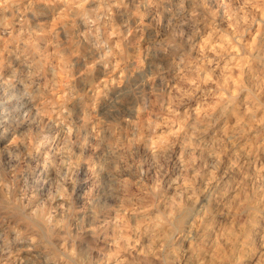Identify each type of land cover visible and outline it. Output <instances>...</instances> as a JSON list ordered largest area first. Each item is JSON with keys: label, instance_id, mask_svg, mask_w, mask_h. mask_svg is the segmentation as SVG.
Here are the masks:
<instances>
[{"label": "rangeland", "instance_id": "obj_1", "mask_svg": "<svg viewBox=\"0 0 264 264\" xmlns=\"http://www.w3.org/2000/svg\"><path fill=\"white\" fill-rule=\"evenodd\" d=\"M190 1L1 0L0 264H121L122 260V264H264V0H256L254 6L250 5L249 0ZM93 9H96V12ZM234 11L235 14L245 15V19L250 22L249 28L244 32L237 28V22L233 18ZM54 18H57L56 22ZM235 27L238 31H234ZM210 34H213L215 40L219 36L226 37L229 48L237 50L235 60L242 61L241 66L237 65L241 68L238 84L231 82L227 88L221 86L218 84L219 78H215L216 75L212 80H208L209 84L203 82L200 75H204L211 67L218 69V60H211L207 54H201V48L199 49L202 47V40ZM251 43L252 48L249 47ZM187 71L201 74L193 72L190 84L182 83L181 76ZM89 82L91 84L88 85ZM179 83H182V86ZM66 84L68 86H65ZM166 121L168 125L165 124ZM161 138L162 141H159ZM157 153L161 154V157H158ZM236 182L239 183L237 186ZM186 208L187 210H184ZM60 213L64 217H61ZM125 219H130V222ZM150 230H153V239H148ZM47 238L50 241H47ZM126 247L129 248L128 251ZM147 252L153 257L145 256Z\"/></svg>", "mask_w": 264, "mask_h": 264}, {"label": "bare ground", "instance_id": "obj_2", "mask_svg": "<svg viewBox=\"0 0 264 264\" xmlns=\"http://www.w3.org/2000/svg\"><path fill=\"white\" fill-rule=\"evenodd\" d=\"M11 1V0H10ZM15 1V0H14ZM42 1V0H41ZM45 1V0H44ZM52 1V0H51ZM60 0H58V2H59ZM65 1V0H64ZM85 1V0H84ZM97 1V0H96ZM109 1H111V0H109ZM118 1H120V0H118ZM150 1V0H149ZM175 1H178V0H175ZM183 1H185V0H183ZM190 1V0H189ZM212 1V0H211ZM241 1V0H240ZM0 2H1V0H0ZM18 2V1H17ZM70 2V1H69ZM72 2V1H71ZM70 2V3H71ZM82 2V1H81ZM191 2V1H190ZM225 2H226V0H225ZM239 2V1H238ZM238 2H237V5H238ZM257 1L256 0H249V3H250V5H252V6H254L253 4H255ZM260 2V1H259ZM262 2V1H261ZM2 3V2H1ZM5 3V2H4ZM23 3V2H22ZM43 3V2H42ZM66 3V2H65ZM79 3V2H78ZM104 3V2H103ZM121 3H124V2H121ZM121 3H119V4H121ZM158 3V2H157ZM171 3H173V2H171ZM200 3H201V1H200ZM160 4H162V3H160ZM168 4V3H167ZM170 4V3H169ZM175 4V3H174ZM186 4V3H185ZM207 4V3H206ZM210 4V3H209ZM222 4V3H221ZM240 4V3H239ZM2 5V4H1ZM16 5V4H15ZM65 5V4H64ZM69 5V4H68ZM74 5V4H73ZM80 5V4H79ZM93 5V4H92ZM91 5V6H92ZM104 5V4H103ZM116 5H117V2H116ZM152 5V4H151ZM180 5H182V4H180ZM197 5H198V3H197ZM212 5V4H211ZM216 5H217V3H216ZM223 5V4H222ZM227 5V4H226ZM67 6V5H66ZM159 6V5H158ZM173 6V5H172ZM206 6V5H205ZM220 6V5H219ZM218 6V7H219ZM228 6V5H227ZM229 6H231L230 4H229ZM232 6H233V4H232ZM263 6V5H262ZM92 7H94V6H92ZM107 7V6H106ZM154 7V6H153ZM197 7H199V6H197ZM212 7V6H211ZM217 7V6H216ZM236 7V6H235ZM242 7V6H241ZM240 7V8H241ZM4 8V7H3ZM16 8V7H15ZM22 8V7H21ZM64 8H66V7H64ZM71 8V7H70ZM85 8V7H84ZM181 8V7H180ZM184 8V7H183ZM224 8V7H223ZM239 8V7H238ZM255 8H256V6H255ZM6 9V8H5ZM72 9H74V8H72ZM83 9V8H82ZM97 9V8H96ZM95 9V10H96ZM174 9V8H173ZM179 9V8H178ZM201 9V8H200ZM231 9V8H230ZM257 9V8H256ZM263 9V8H262ZM261 9V10H262ZM11 10V9H10ZM13 10H15V9H13ZM81 10V9H80ZM94 10V9H93ZM94 10V11H95ZM106 10V9H105ZM194 10V9H193ZM192 10V11H193ZM199 10V9H198ZM202 10V9H201ZM208 10H209V8H208ZM221 10H224V9H221ZM234 10H235V8H234ZM245 10V9H244ZM255 10V9H254ZM1 11V10H0ZM58 11V10H57ZM64 11V10H63ZM74 11H76V9L74 10ZM84 11V10H83ZM89 11H91V10H89ZM99 11V10H98ZM101 11V10H100ZM175 11V10H174ZM183 11V10H182ZM203 11V10H202ZM242 11V10H241ZM1 12H3V11H1ZM68 12V11H67ZM79 12V11H78ZM96 12V11H95ZM109 12H112V11H109ZM135 12V11H134ZM194 12H195V10H194ZM198 12V11H197ZM206 12H208L207 10H206ZM223 12V11H222ZM257 12V11H256ZM260 12V11H259ZM24 13V12H23ZM22 13V14H23ZM73 13V12H72ZM80 13V12H79ZM104 13V12H103ZM113 13V12H112ZM177 13V12H176ZM200 13V12H199ZM203 13V12H202ZM212 13V12H211ZM239 13V12H238ZM8 14V13H7ZM18 14V13H17ZM57 14V13H56ZM61 14V13H60ZM64 14H65V12H64ZM70 14V13H69ZM76 14H77V12H76ZM136 14V13H135ZM233 14V13H232ZM234 14H235V11H234ZM253 14V13H252ZM251 14V15H252ZM263 14V13H262ZM66 15V14H65ZM71 15V14H70ZM82 15V14H81ZM104 15V14H103ZM109 15V14H108ZM188 15V14H187ZM193 15V14H192ZM221 15V14H220ZM228 15V14H227ZM58 17H59V15H57ZM107 16V15H106ZM135 16H138V15H135ZM202 16V15H201ZM214 16V15H213ZM20 17V16H19ZM63 17V16H62ZM90 17V16H89ZM97 17V16H96ZM100 17V16H99ZM103 17V16H102ZM203 17H206V16H203ZM250 17V16H249ZM255 17V16H254ZM262 17V16H261ZM264 17V16H263ZM61 18V17H60ZM64 18V17H63ZM84 18V17H83ZM94 18V17H93ZM141 18V17H140ZM173 18V17H172ZM184 18H186V17H184ZM184 18H182V19H184ZM215 18V17H214ZM230 18V17H229ZM233 18H235V20H236V22H237V25H238V30L239 29H241V30H243V32H244V30L246 29V28H249L248 26L250 25L249 23L250 22H248V20H246L245 19V15H238V14H235L234 16H233ZM252 18H253V16H252ZM55 19V18H54ZM57 19V18H56ZM56 19H55V22H56ZM65 19V18H64ZM68 19V18H67ZM100 19V18H99ZM174 19V18H173ZM201 19V18H200ZM210 19V18H209ZM231 19V18H230ZM261 19V18H260ZM264 19V18H263ZM3 20V19H2ZM22 20V19H21ZM107 20V19H106ZM105 20V21H106ZM206 20H207V18H206ZM218 20H220V19H218ZM227 20V19H226ZM233 20V19H232ZM256 20V19H255ZM51 21V20H50ZM53 21V20H52ZM92 21V20H91ZM102 21V20H101ZM212 21H213V19H212ZM217 21V20H216ZM228 21V20H227ZM234 21V20H233ZM4 22V21H3ZM16 22V21H15ZM14 22V23H15ZM18 22V21H17ZM44 22V21H43ZM71 22V21H70ZM98 22V21H97ZM96 22V23H97ZM111 22V21H110ZM200 22V21H199ZM256 22H257V20H256ZM255 22V23H256ZM23 23H24V21H23ZM51 23V22H50ZM49 23V24H50ZM66 23V22H65ZM90 23H92V22H90ZM95 23V24H96ZM225 23V22H224ZM259 23V22H258ZM257 23V24H258ZM193 24V23H192ZM203 24V23H202ZM220 24V23H219ZM226 24V23H225ZM229 24H230V22H229ZM252 24V23H251ZM6 25V24H5ZM8 25V24H7ZM22 25V24H21ZM54 25V23L52 24V26ZM59 25V24H58ZM64 25V24H63ZM106 25H108V24H106ZM212 25V24H211ZM23 26V25H22ZM29 26V25H28ZM50 26V25H49ZM91 26V25H90ZM182 26V25H181ZM191 26H193V25H191ZM215 26V25H214ZM219 26V25H218ZM225 26H227V25H225ZM258 26V25H257ZM9 27V26H8ZM25 27V26H24ZM23 27V28H24ZM27 27V26H26ZM99 27V26H98ZM98 27H97V31H98ZM109 27V26H108ZM112 27V26H111ZM117 27H118V25H117ZM207 27H209V26H207ZM223 27V26H222ZM262 27V26H261ZM10 28V27H9ZM13 28V27H12ZM16 28V27H15ZM39 28V27H38ZM50 28V27H49ZM192 28V27H191ZM230 28H231V26H230ZM258 28H260V27H258ZM21 29V28H20ZM26 29V28H25ZM28 29V28H27ZM42 29V28H41ZM51 29V28H50ZM50 29H49V31H50ZM90 29V28H89ZM102 29H104L103 27H102ZM107 29V28H106ZM120 29V28H119ZM189 29V28H188ZM193 29H194V27H193ZM219 29V28H218ZM224 29V28H223ZM235 29H236V27H235ZM4 30V29H3ZM11 30V29H10ZM18 30V29H17ZM109 30V29H108ZM121 30V29H120ZM134 30V29H133ZM230 30V29H229ZM232 30V29H231ZM230 30V31H231ZM237 29L236 30H234V31H238ZM7 31V30H6ZM27 31V30H26ZM37 31V30H36ZM36 31H34V32H36ZM40 31V30H39ZM103 31V30H102ZM192 31V30H191ZM223 31V30H222ZM225 31H226V29H225ZM225 31H223V32H225ZM257 31V30H256ZM8 32V31H7ZM12 32V31H11ZM33 32V33H34ZM52 32V31H51ZM89 32V31H88ZM95 32V31H94ZM108 31H106V33H107ZM136 32V31H135ZM193 32V31H192ZM220 32V31H219ZM242 32V31H241ZM248 32H249V30H248ZM20 33V32H19ZM43 33H45L44 31H43ZM105 33V32H104ZM116 33V32H115ZM137 33V32H136ZM208 33V32H207ZM213 33V32H212ZM228 33V32H227ZM236 33V32H235ZM240 33V32H239ZM258 33V32H257ZM256 33V34H257ZM16 34H18V33H16ZM25 34V33H24ZM36 34V33H35ZM95 34V33H94ZM98 34V33H97ZM217 34V33H216ZM215 34V35H216ZM11 35V34H10ZM15 35V34H14ZM23 35V34H22ZM38 35H40V34H38ZM107 35V34H106ZM109 35V34H108ZM114 35V34H113ZM113 35H112V37H113ZM120 35V34H119ZM218 35V34H217ZM234 35V34H233ZM249 35V34H248ZM20 36V35H19ZM27 36V35H26ZM50 36H51V34H50ZM95 36V35H94ZM116 36V34L114 35V37ZM203 36V35H202ZM206 36V35H205ZM236 36H237V34H236ZM235 36V37H236ZM239 36V35H238ZM5 37V36H4ZM7 37V36H6ZM11 37V36H10ZM23 37V36H22ZM39 37V36H38ZM90 37V36H89ZM92 37V36H91ZM98 37V36H97ZM107 36H105V39H107L106 38ZM110 37V36H109ZM119 37V36H118ZM122 37V36H121ZM200 37V36H199ZM232 37H234V36H232ZM252 37V36H251ZM237 38V37H236ZM240 38V37H239ZM254 38V37H253ZM22 39V38H21ZM29 39V38H28ZM28 39H26V40H28ZM34 39V38H33ZM42 39H44V38H42ZM49 39H51L50 37H49ZM48 39V40H49ZM56 39V38H55ZM98 39H99V37H98ZM125 39V38H124ZM132 39V38H131ZM137 39V38H136ZM197 39V38H196ZM202 39V38H201ZM235 39V38H234ZM255 39V38H254ZM259 39V38H258ZM264 39V38H263ZM15 40V39H14ZM36 40V39H35ZM120 40H121V38H120ZM237 40V39H236ZM256 40V39H255ZM12 41V40H11ZM41 41H43V40H41ZM45 41H46V39H45ZM116 41V40H115ZM114 41V42H115ZM241 41V40H240ZM252 41V40H251ZM250 41V42H251ZM16 42H18V41H16ZM38 42V41H37ZM47 42V41H46ZM119 42V41H118ZM124 42V41H123ZM255 42V41H254ZM258 42V41H257ZM6 43H7V41H6ZM5 43V44H6ZM22 43H23V41H22ZM25 43V42H24ZM121 43H122V41H121ZM202 47L200 46L199 47V49H200V52H201V54H207L208 56H210V58H211V60H218V65L216 66V67H218V69L217 70H215V68L213 69L212 67H211V69H213V70H211L210 68H209V70H205L206 72L204 73V75H200L198 72H195V71H191L190 73H188V71L186 72V73H182L183 75L181 76L182 77V83H185V82H188L189 84H190V78H191V76H192V73L193 72H195V73H193V74H198V75H200L201 76V78H202V80H203V82H207L208 83V80H212V77L214 76V75H216L215 76V78L216 77H218L219 78V80H220V83H218V84H220L221 86H226V88H227V86H230V84H231V82H233V83H235V84H238V82H239V74H240V72H241V68L239 69L238 68V66L237 65H240L241 66V63H242V61L241 60H235L236 59V55H237V50L236 49H230L229 48V42H228V40L226 39V37H223V36H219V38L218 39H216L215 40V38H214V36H213V34H210V35H208L205 39H203L202 40ZM241 43V42H240ZM244 43H245V41H244ZM259 43V42H258ZM4 44V45H5ZM37 44V43H36ZM45 44V43H44ZM115 45H117L116 43H114ZM198 44V43H197ZM235 44V43H234ZM233 43H232V45H234ZM239 44V43H238ZM247 44V43H246ZM46 45V44H45ZM157 45H158V43H157ZM161 45V44H160ZM260 45V44H259ZM26 46H27V44H26ZM34 46V45H33ZM242 46V45H241ZM244 46V45H243ZM262 46H264V45H262ZM4 47V46H3ZM28 47V46H27ZM31 47V46H30ZM111 47H114V46H111ZM156 47V46H155ZM249 47H253V43H251L250 44V46ZM259 47V46H258ZM46 48V47H45ZM238 48V47H237ZM240 48V47H239ZM15 49V48H14ZM31 49H32V47H31ZM51 49V48H50ZM102 49V48H101ZM107 49V48H106ZM105 49V50H106ZM119 49V48H118ZM198 49V48H197ZM250 49V48H249ZM28 50V49H27ZM42 50V49H41ZM47 50V49H46ZM52 50H53V48H52ZM52 50H51V52H52ZM112 50V49H111ZM121 50V49H120ZM252 50V49H251ZM8 51V50H7ZM18 51V50H17ZM32 51V50H31ZM107 51H108V49H107ZM115 51V50H114ZM124 51V50H123ZM256 51V50H255ZM41 52V51H40ZM48 52V51H47ZM119 52V51H118ZM117 52V53H118ZM122 52V51H121ZM247 52H248V50H247ZM37 53H38V51H37ZM53 53V52H52ZM105 53V52H104ZM251 53H253V52H251ZM256 53V52H255ZM262 53V52H261ZM3 54V53H2ZM23 54V53H22ZM27 54V53H26ZM25 54V55H26ZM34 54H35V52H34ZM47 54V53H46ZM200 54V53H199ZM246 54V53H245ZM248 54V53H247ZM258 54V53H257ZM260 54V53H259ZM52 55V54H51ZM54 55V54H53ZM56 55V54H55ZM60 55V54H59ZM113 55V54H112ZM242 55V54H241ZM249 55V54H248ZM12 56V55H11ZM18 56V55H17ZM41 56V55H40ZM44 56V55H43ZM57 56V55H56ZM104 56V55H103ZM119 56V55H118ZM203 56V55H202ZM257 56V55H256ZM47 57V56H46ZM64 57V56H63ZM67 57V56H66ZM104 57H106V56H104ZM187 57V56H186ZM191 57V56H190ZM199 57V56H198ZM197 57V58H198ZM261 57V56H260ZM264 57V56H263ZM3 58V57H2ZM20 58V57H19ZM32 58V57H31ZM36 58V57H35ZM50 58H52V56L50 57ZM242 58V57H241ZM243 58H244V56H243ZM1 59V58H0ZM8 59V58H7ZM17 59V58H16ZM46 59V58H45ZM58 59V58H57ZM181 59V58H180ZM203 59V58H202ZM239 59V58H238ZM249 59V58H248ZM254 59V58H253ZM260 59H262V58H260ZM23 60V59H22ZM101 60V59H100ZM114 60V59H113ZM120 60V59H119ZM190 60V59H189ZM194 60V59H193ZM247 60V59H246ZM3 61H4V58H3ZM14 61V60H13ZM17 61H19V60H17ZM49 61V60H48ZM123 61V60H122ZM248 61V60H247ZM261 61V60H260ZM8 62V61H7ZM41 62V61H40ZM56 62V61H55ZM60 62V61H59ZM58 62V63H59ZM93 62V61H92ZM103 62V61H102ZM117 62V61H116ZM120 62V61H119ZM118 62V63H119ZM179 62V61H178ZM26 63V62H25ZM29 63V62H28ZM31 63H33V62H31ZM49 63V62H48ZM111 63V62H110ZM113 63H114V61H113ZM62 64V63H61ZM181 64V63H180ZM247 64H249V63H247ZM252 64V63H251ZM24 65V64H23ZM45 65H46V63H45ZM117 65V64H116ZM177 65H179V64H176V66ZM246 65V64H245ZM253 65V64H252ZM259 65V64H258ZM57 66V65H56ZM60 66V65H59ZM64 66H66L65 64H64ZM69 66V65H68ZM88 66V65H87ZM106 66V65H105ZM109 66V65H108ZM118 66V65H117ZM203 66V65H202ZM239 66V67H240ZM244 66V65H243ZM122 67V66H121ZM192 67V66H191ZM22 68V67H21ZM30 68V67H29ZM49 68V67H48ZM88 68V67H87ZM90 68V67H89ZM108 68V67H107ZM117 68V67H116ZM185 68V67H184ZM188 68V67H187ZM194 68V67H193ZM198 68V67H197ZM251 68V67H250ZM263 68V67H262ZM41 69V68H40ZM60 69V68H59ZM63 69H67V68H63ZM91 69V68H90ZM119 69V68H118ZM173 69V68H172ZM191 69V68H190ZM256 69V68H255ZM254 69V70H255ZM29 70V69H28ZM39 70V69H38ZM58 70V69H57ZM69 70V69H68ZM121 70H123V69H121ZM245 70V69H244ZM261 70V69H260ZM60 71V70H59ZM58 71V72H59ZM114 71V70H113ZM176 71V70H175ZM190 71V70H189ZM253 71V70H252ZM29 72V71H28ZM32 72V71H31ZM38 72V71H37ZM36 72V73H37ZM63 72H65L64 70H63ZM108 72V74H109V71H107ZM202 72V71H201ZM256 72V71H255ZM258 72V71H257ZM260 72V71H259ZM61 73V72H60ZM69 73H70V71H69ZM181 73V72H180ZM247 73V72H246ZM250 73V72H249ZM1 74V73H0ZM28 74H30V73H28ZM39 74V73H38ZM55 74V73H54ZM264 74V73H263ZM155 75H157V74H155ZM181 75V74H180ZM242 75V74H241ZM252 75V74H251ZM258 75V74H257ZM30 75H28V77H29ZM55 76V75H54ZM67 76V75H66ZM69 76V75H68ZM46 77V76H45ZM122 77V76H121ZM196 77V76H195ZM241 77V76H240ZM262 77V76H261ZM42 78V77H41ZM40 78V79H41ZM62 78H63V76H62ZM65 78H67V77H65ZM34 79V78H33ZM47 79H50V78H47ZM61 79V78H60ZM119 79H121V78H119ZM152 79V78H151ZM178 79V78H177ZM193 79V78H192ZM217 79V78H216ZM53 80V79H52ZM59 80V79H58ZM64 80H66V79H64ZM108 80V79H107ZM113 80V79H112ZM198 80V79H197ZM196 80V81H197ZM215 80V79H214ZM218 80V79H217ZM95 81V80H94ZM102 81L103 82H105V80H103L102 79ZM115 81H116V79H115ZM159 81V80H158ZM247 81V80H246ZM251 81V80H250ZM29 82V81H28ZM92 82V81H91ZM102 82V83H103ZM106 82H108V81H106ZM177 82V81H176ZM193 82V81H192ZM199 82V81H198ZM197 82V83H198ZM203 82H202V84H203ZM210 82V81H209ZM253 82L254 81H252V84H253ZM257 82V81H256ZM46 83V82H45ZM59 83H60V81H59ZM67 83V82H66ZM95 83H97V82H95ZM178 83V82H177ZM182 83H179V84H181L180 86H182ZM242 83V82H241ZM251 83V82H250ZM263 83H264V81H263ZM52 83H50V85H51ZM89 84H91L90 82L88 83V85ZM209 84V83H208ZM215 84V83H214ZM249 84V83H248ZM251 84V85H252ZM62 85V84H61ZM156 85V84H155ZM154 85V86H155ZM177 85V84H176ZM192 85V84H191ZM195 85V84H194ZM240 85V84H239ZM260 85V84H259ZM264 85V84H263ZM28 86V85H27ZM38 86H40V85H38ZM42 86V85H41ZM65 86H68L67 84L65 85ZM100 86V85H99ZM147 86V85H146ZM179 86V87H180ZM215 86V85H214ZM220 86V87H221ZM236 86V85H235ZM256 86V85H255ZM45 87V86H44ZM96 87V86H95ZM152 87H153V85H152ZM186 87V86H185ZM213 87V86H212ZM216 87V86H215ZM219 87V88H220ZM236 87H240V86H236ZM66 88V87H65ZM168 88V87H167ZM201 88V87H200ZM210 88V87H209ZM254 88V87H253ZM259 88H261V87H259ZM88 89V88H87ZM90 89H91V87H90ZM156 89V88H155ZM216 89H218V88H216ZM231 89H232V86H231ZM247 89V88H246ZM63 90V89H62ZM101 90V89H100ZM153 91H154V89H152ZM166 90V89H165ZM164 90V91H165ZM172 90V89H171ZM170 90V91H171ZM237 90H238V88H237ZM254 90V89H253ZM60 91V90H59ZM95 91V90H94ZM157 91V90H156ZM167 91V90H166ZM178 91H180V89L178 90ZM182 91V90H181ZM228 91V90H227ZM65 92V91H64ZM91 92V91H90ZM96 92V91H95ZM99 92V91H98ZM146 92V91H145ZM151 92V91H150ZM161 92V91H160ZM190 92V91H189ZM193 92V91H192ZM224 92V91H223ZM231 92V91H230ZM232 92H233V94H234V91L232 90ZM238 92V91H237ZM236 92V93H237ZM254 92V91H253ZM258 92H259V90H258ZM86 93V92H85ZM97 93V92H96ZM154 93V92H153ZM167 93V92H166ZM186 93V92H185ZM185 93H183L184 95H185ZM216 93V92H215ZM256 93V92H255ZM63 94V93H62ZM148 94V93H147ZM158 94V93H157ZM171 94H173V93H171ZM177 94V93H176ZM175 94V95H176ZM183 94H182V96H183ZM206 94H207V92H206ZM224 94V93H223ZM244 94V93H243ZM247 94V93H246ZM263 94V93H262ZM64 95H65V93H64ZM98 95V94H97ZM99 95H100V93H99ZM143 95V94H142ZM144 95H146V94H144ZM164 95H165V93H164ZM188 95V94H187ZM190 95V94H189ZM211 95V94H210ZM216 95V94H215ZM217 95H219V94H217ZM59 96H60V94H59ZM93 96V95H92ZM148 96V95H147ZM153 96V95H152ZM156 96V95H155ZM155 96H153V97H155ZM178 96V95H177ZM204 96V95H203ZM202 96V97H203ZM222 96V95H221ZM243 96V95H242ZM152 97V98H153ZM165 97V96H164ZM225 97V96H224ZM224 97H223V99H224ZM253 97V96H252ZM258 97V96H257ZM56 98V97H55ZM64 98V97H63ZM144 98V97H143ZM158 98V97H157ZM156 98V99H157ZM175 98H176V96H175ZM178 98H179V96H178ZM211 98H213V97H211ZM218 99H220V95L217 97ZM241 98V97H240ZM251 98V97H250ZM58 99V98H57ZM155 99V98H154ZM177 99V98H176ZM181 99V98H180ZM52 100V99H51ZM64 100V99H63ZM160 100V99H159ZM185 100V99H184ZM256 100V99H255ZM254 100V101H255ZM46 101H48L47 99H46ZM55 101V100H54ZM61 101H62V97H61ZM60 101V102H61ZM171 101V100H170ZM182 101V100H181ZM208 101V100H207ZM212 101V100H211ZM246 101V100H245ZM52 102V101H51ZM66 102V101H65ZM64 102V103H65ZM91 102V101H90ZM147 102V101H146ZM173 102V101H172ZM193 102V101H192ZM213 102V101H212ZM222 102V101H221ZM228 102V101H227ZM144 103V102H143ZM174 103H176V102H174ZM203 103V102H202ZM240 103H242V102H240ZM257 103V102H256ZM255 103V104H256ZM40 104V103H39ZM150 104V103H149ZM153 104H154V102H153ZM158 104H160V102H158ZM164 104V103H163ZM162 104V105H163ZM193 104V103H192ZM191 104V105H192ZM201 104V103H200ZM227 104V103H226ZM252 104V103H251ZM250 104V105H251ZM44 105V104H43ZM49 105V104H48ZM47 105V106H48ZM51 105V104H50ZM88 105V104H87ZM151 105V104H150ZM161 105V106H162ZM172 105H173V103H172ZM213 105H215V104H213ZM228 105V104H227ZM52 106V105H51ZM54 106V105H53ZM92 106V105H91ZM138 106V105H137ZM147 106V105H146ZM154 106V105H153ZM157 106V104L155 105V107ZM175 106V105H174ZM197 106V105H196ZM217 106V105H216ZM256 106V105H255ZM43 107V106H42ZM41 107V108H42ZM186 107V106H185ZM198 107V106H197ZM196 107V108H197ZM222 107V106H221ZM224 107H225V105H224ZM227 107V106H226ZM225 107V108H226ZM231 107V106H230ZM234 107H236V106H234ZM257 107H259V106H257ZM40 108V109H41ZM54 108V107H53ZM146 108V107H145ZM149 108H151V107H149ZM157 108V107H156ZM170 108V107H169ZM196 108H193V109H196ZM202 108V107H201ZM223 108V107H222ZM245 108V107H244ZM254 108V107H253ZM192 109V111H194ZM221 109V108H220ZM258 109V108H257ZM256 109V110H257ZM63 110V109H62ZM143 110V109H142ZM176 110V109H175ZM183 110V109H182ZM197 110V109H196ZM231 110V109H230ZM46 111V110H45ZM138 111V110H137ZM172 111V110H171ZM170 111V112H171ZM233 111V110H232ZM231 111V112H232ZM246 111H247V109H246ZM262 111V110H261ZM40 112V111H39ZM57 112H60V111H57ZM141 112V111H140ZM153 112V111H152ZM229 112V111H228ZM241 112H243L242 110H241ZM264 112V111H263ZM87 113V112H86ZM159 113V112H158ZM157 113V114H158ZM161 113V112H160ZM253 113V112H252ZM260 113V112H259ZM61 114V113H60ZM68 114V113H67ZM219 114V113H218ZM243 114H245V113H243ZM264 114V113H263ZM65 115V114H64ZM70 115V114H69ZM170 115V114H169ZM173 115V114H172ZM175 115V114H174ZM186 115H188V114H186ZM191 115H192V113H191ZM205 115V114H204ZM210 115V114H209ZM224 115V114H223ZM242 115V114H241ZM246 115V114H245ZM257 115V114H256ZM182 116V115H181ZM180 116V117H181ZM217 116H219V115H217ZM259 116V115H258ZM149 117V116H148ZM151 117V116H150ZM168 117V116H167ZM185 117V116H184ZM193 117H194V114H193ZM201 117V116H200ZM207 117V116H206ZM215 117V116H214ZM234 117V116H233ZM232 117V118H233ZM247 117V116H246ZM85 118V117H84ZM157 118V117H156ZM166 118V117H165ZM215 118H217V117H215ZM214 118V119H215ZM221 118V117H220ZM149 119V118H148ZM153 119H155V118H153ZM172 119V118H171ZM181 119V118H180ZM188 119V118H187ZM211 119V118H210ZM209 119V120H210ZM260 119V118H259ZM86 120H88L87 118H86ZM92 120V119H91ZM149 120H151V119H149ZM163 120H165V119H163ZM167 120V119H166ZM175 120V119H174ZM253 120V119H252ZM84 121V120H83ZM154 121V120H153ZM156 122L158 121V120H155ZM168 121H170V120H168ZM183 121H184V119H183ZM192 121V120H191ZM224 121V120H223ZM236 121V120H235ZM97 122V121H96ZM145 122V121H144ZM149 122V121H148ZM167 122V121H166ZM178 122V121H177ZM193 122V121H192ZM210 122V121H209ZM257 122V121H256ZM262 122V121H261ZM150 123V122H149ZM187 123V122H186ZM237 123V122H236ZM240 123V122H239ZM243 123V122H242ZM247 123V122H246ZM245 123V124H246ZM97 124V123H96ZM95 124V125H96ZM161 124H163V123H161ZM165 124H169L168 122L167 123H165ZM179 124V123H178ZM90 125V124H89ZM98 125V124H97ZM148 125V124H147ZM171 125V124H170ZM182 125V124H181ZM251 125V124H250ZM174 126V125H173ZM202 126V125H201ZM200 126V127H201ZM234 126V125H233ZM257 126V125H256ZM98 127V126H97ZM140 127V126H139ZM143 127V126H142ZM147 127V126H146ZM150 127V126H149ZM180 127H182V126H180ZM190 127V126H189ZM206 127V126H205ZM222 127V126H221ZM248 127H250V126H248ZM154 128V127H153ZM159 128H160V126H159ZM175 128V127H174ZM185 128V127H184ZM192 128V127H191ZM196 128H198V127H196ZM87 129V128H86ZM176 129V128H175ZM224 129V128H223ZM234 129V128H233ZM245 129V128H244ZM243 129V130H244ZM250 129V128H249ZM88 130V129H87ZM93 130V129H92ZM141 130H142V128H141ZM206 130V129H205ZM231 130V129H230ZM259 130V129H258ZM99 131V130H98ZM140 131V130H139ZM152 131V130H151ZM155 131V130H154ZM178 130H176V132H177ZM224 131V130H223ZM255 131H257V130H255ZM88 132V131H87ZM91 132V131H90ZM160 132V131H159ZM164 132V131H163ZM162 132V133H163ZM172 132V131H171ZM190 132V131H189ZM201 132H203V131H200V133ZM205 132V131H204ZM212 132V131H211ZM236 132V131H235ZM96 133H97V130H96ZM161 133V134H162ZM165 134H166V132H164ZM164 133H163V135H164ZM253 133V131L251 132V134ZM255 133V132H254ZM99 134V133H98ZM97 134V136H99ZM168 134V133H167ZM166 134V135H167ZM170 134V133H169ZM247 134V133H246ZM142 135V134H141ZM234 135V134H233ZM118 136V135H117ZM171 136V135H170ZM177 136V135H176ZM193 136V135H192ZM223 136V135H222ZM227 136V135H226ZM12 137V136H11ZM87 137V136H86ZM144 137V136H143ZM159 137V136H158ZM172 137H173V135H172ZM180 137V136H179ZM186 137V136H185ZM188 137H190V136H188ZM224 137V136H223ZM233 137V136H232ZM243 137V136H242ZM264 136H262V138H263ZM18 138V137H17ZM116 138V137H115ZM130 138V137H129ZM134 138V137H133ZM156 138V137H155ZM154 138V139H155ZM196 138V137H195ZM202 138V137H201ZM217 138V137H216ZM226 138V137H225ZM261 138V139H262ZM15 139V138H14ZM149 139V138H148ZM211 139V138H210ZM214 139V138H213ZM229 139V138H228ZM227 139V140H228ZM134 140V139H133ZM132 140V141H133ZM153 140V139H152ZM162 141V138L161 139H159V141ZM187 140H190V139H188L187 138ZM220 140H221V138H220ZM223 140V139H222ZM221 140V141H222ZM230 140V139H229ZM255 140V139H254ZM11 141V140H10ZM97 141H99V140H97ZM125 141V140H124ZM129 141V140H128ZM143 141V140H142ZM154 141V140H153ZM164 141V140H163ZM199 141H201V140H199ZM205 141V140H204ZM210 141V140H209ZM212 141V140H211ZM218 141V140H217ZM224 141H225V139H224ZM238 141V140H237ZM256 141V140H255ZM13 142H14V140H13ZM131 142V141H130ZM134 142V141H133ZM150 142V141H149ZM172 142V141H171ZM170 142V143H171ZM219 142V141H218ZM223 142V141H222ZM231 142V141H230ZM229 142V143H230ZM232 142H233V140H232ZM240 142V141H239ZM245 142V141H244ZM250 142V141H249ZM257 142V141H256ZM260 142V141H259ZM262 142V141H261ZM14 143H16V142H14ZM122 143H123V141H122ZM137 143V142H136ZM148 143V142H147ZM152 143V142H151ZM162 143H164V142H162ZM169 143V142H168ZM185 143V142H184ZM220 143V142H219ZM141 144V143H140ZM178 144V143H177ZM197 144V143H196ZM195 144V145H196ZM244 144V143H243ZM6 145V144H5ZM114 145V144H113ZM120 145V144H119ZM133 145V144H132ZM144 145V144H143ZM152 145V144H151ZM168 145V144H167ZM171 145V144H170ZM192 145V144H191ZM222 145V144H221ZM225 145H226V143H225ZM229 145H231V144H229ZM257 145V144H256ZM126 146V145H125ZM134 146V145H133ZM141 146V145H140ZM155 146H157V145H155ZM155 146H154V148H155ZM198 146V145H197ZM211 146V145H210ZM212 146H214L213 145V143H212ZM234 146V145H233ZM259 146H261V145H259ZM11 147V149H12V146H10ZM14 147V146H13ZM148 147V146H147ZM168 147V146H167ZM172 147V146H171ZM170 147V149H172ZM220 147V146H219ZM225 147V146H224ZM7 148V147H6ZM179 148V147H178ZM186 148H187V146H186ZM192 148V147H191ZM223 148V147H222ZM10 149V150H11ZM128 149V148H127ZM203 149H205V148H203ZM125 150V149H124ZM189 150V149H188ZM200 150V149H199ZM215 150V149H214ZM7 151V150H6ZM127 151V150H126ZM125 151V152H126ZM157 151V150H156ZM155 151V152H156ZM170 151V150H169ZM191 150H189V152H190ZM198 151V150H197ZM207 151V150H206ZM160 152H161V150H160ZM159 152V153H160ZM166 152V151H165ZM171 152V151H170ZM193 152V151H192ZM191 152V153H192ZM196 152V151H195ZM198 152H200V151H198ZM162 153V152H161ZM167 153V152H166ZM174 153V152H173ZM211 153H213V152H211ZM239 153V152H238ZM255 153V152H254ZM257 153V152H256ZM255 153V154H256ZM158 154V153H157ZM163 154H164V152H163ZM168 154H170V153H168ZM188 154V153H187ZM201 154V153H200ZM210 154V153H209ZM234 154V153H233ZM152 155H153V153H152ZM159 156L158 157H161L160 155L161 154H158ZM164 155H166V154H164ZM236 155V154H235ZM163 156V155H162ZM168 156V155H167ZM188 156V155H187ZM193 157V156H192ZM192 157H190V159L192 158ZM217 157V156H216ZM194 158H196V157H194ZM200 158V157H199ZM210 158V157H209ZM218 158V157H217ZM216 158V159H217ZM238 158V157H237ZM261 158V157H260ZM161 159V158H160ZM164 159V158H163ZM193 159V158H192ZM204 159V158H203ZM246 159V158H245ZM262 159V158H261ZM197 160V159H196ZM199 160V159H198ZM201 160H202V157H201ZM208 160V159H207ZM264 160V159H263ZM42 161V160H41ZM180 161V160H179ZM206 161V160H205ZM209 161H210V159H209ZM242 161V160H241ZM253 162V161H252ZM198 163V162H197ZM203 163V162H202ZM216 163V162H215ZM254 163V162H253ZM39 164V163H38ZM41 164V163H40ZM179 164V163H178ZM194 164H195V162H194ZM224 164V163H223ZM229 164V163H228ZM248 164V163H247ZM264 164V163H263ZM45 165V164H44ZM199 165V164H198ZM260 165V164H259ZM183 166V165H182ZM196 166V165H195ZM251 166V165H250ZM176 167V166H175ZM185 167V166H184ZM227 167V166H226ZM236 167V166H235ZM259 167V166H258ZM177 168H178V166H177ZM190 167H188V169H189ZM192 168V167H191ZM224 168V167H223ZM237 168V167H236ZM243 168V167H242ZM252 168H253V166H252ZM179 169V168H178ZM187 169V168H186ZM228 169V168H227ZM263 169V168H262ZM232 170V169H231ZM259 170V169H258ZM193 171V170H192ZM191 171V172H192ZM252 171V170H251ZM178 172V171H177ZM233 172V171H232ZM221 173V172H220ZM236 173H238V172H236ZM253 173V172H252ZM176 174V173H175ZM240 174H241V172H240ZM180 175V174H179ZM191 175H192V173H191ZM231 175V174H230ZM251 175V174H250ZM253 175V174H252ZM258 175V174H257ZM119 176V175H118ZM182 176V175H181ZM180 176V177H181ZM188 176H189V174H188ZM209 176V175H208ZM213 176H215V175H213ZM213 176H211V177H213ZM184 177V176H183ZM219 177V176H218ZM235 177V176H234ZM241 177H242V175H241ZM126 178V177H125ZM182 178V177H181ZM185 178V177H184ZM190 178V177H189ZM221 178V177H220ZM223 178V177H222ZM240 178V177H239ZM243 178H244V176H243ZM257 178V177H256ZM133 179V178H132ZM134 179H135V177H134ZM186 179V178H185ZM188 179V178H187ZM208 179V178H207ZM217 179V178H216ZM233 179V178H232ZM254 179V178H253ZM258 180H259V178H257ZM130 180V179H129ZM175 180V179H174ZM179 180V179H178ZM195 180V179H194ZM203 180H205V179H203ZM227 179H225V181H226ZM251 180V179H250ZM260 180H263V179H260ZM209 181V180H208ZM214 181V180H213ZM239 181H240V179H239ZM238 181V182H239ZM247 181V180H246ZM121 182H122V180H121ZM130 182H132V181H130ZM135 182H136V180H135ZM210 182V181H209ZM250 182V181H249ZM128 183V182H127ZM183 183V182H182ZM192 183V182H191ZM237 183V182H236ZM248 183V182H247ZM254 183V182H253ZM261 183V182H260ZM124 184V183H123ZM169 184V183H168ZM184 184V183H183ZM188 184V183H187ZM186 184V185H187ZM190 184V183H189ZM205 184V183H204ZM223 184V183H222ZM227 184V183H226ZM239 183H237L236 184V186L238 185ZM251 184H252V182H251ZM262 184V183H261ZM131 185V184H130ZM138 185H140V184H138ZM192 185V184H191ZM206 185V184H205ZM233 185H234V183H233ZM241 185V184H240ZM263 185V184H262ZM117 186V185H116ZM121 186V185H120ZM135 186V185H134ZM140 186H142V185H140ZM176 186V185H175ZM184 186V185H183ZM195 186V185H194ZM216 186V185H215ZM225 186V185H224ZM230 186V185H229ZM248 186V185H247ZM259 186V185H258ZM129 187V186H128ZM138 187V186H137ZM155 187V186H154ZM169 187V186H168ZM171 187V186H170ZM190 187V186H189ZM210 187V186H209ZM243 187V186H242ZM241 187V188H242ZM118 188H119V186H118ZM121 188V187H120ZM122 188H124V187H122ZM144 188V187H143ZM177 188V187H176ZM137 189V188H136ZM135 189V190H136ZM148 189V188H147ZM152 189V188H151ZM180 189V188H179ZM184 189V188H183ZM199 189V188H198ZM209 189V188H208ZM213 189V188H212ZM223 189V188H222ZM234 189V188H233ZM236 189V188H235ZM239 189V188H238ZM259 189V188H258ZM2 190V189H1ZM155 190V189H154ZM196 190V189H195ZM200 190V189H199ZM215 190V189H214ZM221 190V189H220ZM229 190H231L230 188H229ZM145 191V190H144ZM210 191V190H209ZM1 192V191H0ZM121 192V191H120ZM119 192V193H120ZM123 192V191H122ZM129 192V191H128ZM136 192V191H135ZM143 192V191H142ZM147 192V191H146ZM155 192H156V190H155ZM154 192V193H155ZM173 192H175V191H173ZM182 192H183V190H182ZM194 192V191H193ZM228 192V191H227ZM243 193H244V190L242 191ZM114 193H116V192H114ZM133 193V192H132ZM152 193V192H151ZM171 193H172V191H171ZM177 193V192H176ZM185 193V192H184ZM206 193V192H205ZM220 193H221V191H220ZM238 193V192H237ZM4 194V193H3ZM123 194V193H122ZM173 195H174V193H172ZM195 194V193H194ZM138 195V194H137ZM211 195V194H210ZM223 195V194H222ZM227 195V194H226ZM231 195V194H230ZM235 195H236V193H235ZM154 196V195H153ZM179 196H180V194H179ZM216 196V195H215ZM232 196V195H231ZM238 196V195H237ZM116 197H118V196H116ZM143 197V196H142ZM148 197H150V196H148ZM155 197V196H154ZM170 197V196H169ZM176 197H177V195H176ZM189 197V196H188ZM208 197V196H207ZM222 197V196H221ZM226 197V196H225ZM233 197H234V195H233ZM248 197V196H247ZM114 198V197H113ZM130 198V197H129ZM128 198V199H129ZM134 198V197H133ZM144 198V197H143ZM146 198H147V196H146ZM167 198V197H166ZM197 198V197H196ZM256 198V197H255ZM1 199V198H0ZM9 199V198H8ZM12 199V198H11ZM152 199V198H151ZM170 199V198H169ZM234 199V198H233ZM238 199V198H237ZM236 199V200H237ZM246 199V198H245ZM121 200V199H120ZM130 200V199H129ZM132 200V199H131ZM136 200H137V198H136ZM144 200V199H143ZM148 200H149V198H148ZM148 200H146V201H148ZM153 200H155V199H153ZM178 200H179V197H178ZM182 200V199H181ZM206 200V199H205ZM209 200V199H208ZM3 201V200H2ZM1 201V202H2ZM13 201V200H12ZM169 201H171V200H169ZM168 201V202H169ZM172 201H173V199H172ZM232 201V200H231ZM260 201V200H259ZM123 202H124V200H123ZM139 202V201H138ZM174 202V201H173ZM178 202V201H177ZM181 202V201H180ZM184 202V201H183ZM194 202V201H193ZM204 202H206V201H204ZM228 202H230V201H228ZM254 202V201H253ZM3 203V202H2ZM120 203V202H119ZM140 203V202H139ZM147 203V202H146ZM175 203V202H174ZM214 203V202H213ZM235 203V202H234ZM261 203V202H260ZM8 204V203H7ZM127 204V203H126ZM143 204V203H142ZM162 204V203H161ZM171 204V203H170ZM198 204V203H197ZM203 204V203H202ZM229 204V203H228ZM237 204V203H236ZM235 204V205H236ZM249 204V203H248ZM257 204V203H256ZM5 205V204H4ZM117 205V204H116ZM144 205V204H143ZM164 205H165V203H164ZM169 205V204H168ZM172 205H174V204H172ZM176 205V204H175ZM177 205H178V203H177ZM183 205V204H182ZM196 205V204H195ZM201 205V204H200ZM219 205V204H218ZM223 205V204H222ZM226 205V204H225ZM262 205H263V203H262ZM10 206V205H9ZM119 207H120V205H118ZM136 206V205H135ZM166 206V205H165ZM188 206V205H187ZM202 206V205H201ZM237 206V205H236ZM4 207H6V206H4ZM13 207V206H12ZM128 207V206H127ZM130 207V206H129ZM164 207V206H163ZM167 207V206H166ZM186 207V206H185ZM194 207V206H193ZM193 207L191 208L192 210H194L193 209ZM209 207V206H208ZM217 207V206H216ZM252 207V206H251ZM2 208V207H1ZM0 208V209H1ZM19 208V207H18ZM37 208H39V207H37ZM140 208V207H139ZM176 208V207H175ZM214 208V207H213ZM222 208V207H221ZM256 208V207H255ZM259 208V207H258ZM13 209V208H12ZM25 209V208H24ZM112 209V208H111ZM120 209H122V208H120ZM142 209V208H141ZM180 209V208H179ZM197 209V208H196ZM207 209V208H206ZM211 209V208H210ZM263 209V208H262ZM18 210V209H17ZM42 210V209H41ZM60 210V209H59ZM64 210V209H63ZM102 210V209H101ZM101 210H99V211H101ZM113 210H115V208L113 209ZM135 210V209H134ZM183 210V209H182ZM184 210H187V208L186 209H184ZM204 210V209H203ZM227 210H228V208H227ZM1 211V210H0ZM6 211V210H5ZM11 211V210H10ZM12 211H14V210H12ZM35 211H36V209H35ZM116 211V210H115ZM142 211V210H141ZM168 211V210H167ZM195 211V210H194ZM193 211V212H194ZM231 210H229V212H230ZM251 211V210H250ZM3 212V211H2ZM15 212V211H14ZM26 212H27V210H26ZM97 212V211H96ZM119 212V211H118ZM157 212H160V211H157ZM176 212V211H175ZM7 213H8V211H7ZM6 213V214H7ZM20 213V212H19ZM36 213V212H35ZM40 213V212H39ZM42 213V212H41ZM40 213V214H41ZM55 213V212H54ZM65 213V212H64ZM106 213H108V212H106ZM115 213V212H114ZM125 213V212H124ZM128 213V212H127ZM169 213V212H168ZM195 213V212H194ZM204 213V212H203ZM220 213H222V211H220ZM249 213V212H248ZM23 214V213H22ZM31 214V213H30ZM57 214V213H56ZM96 214V213H95ZM99 214V213H98ZM101 214H103V213H101ZM113 214V213H112ZM117 214V213H116ZM115 214V215H116ZM126 214V213H125ZM171 214V213H170ZM181 214V213H180ZM202 214V213H201ZM17 215V214H16ZM24 215V214H23ZM62 215V213H60V216ZM139 215V214H138ZM149 215V214H148ZM156 215H159V214H156ZM155 215V216H156ZM166 215V214H165ZM164 215V216H165ZM178 215V214H177ZM190 215V214H189ZM243 215H244V213H243ZM2 216V215H1ZM7 216V215H6ZM5 216V217H6ZM42 216V215H41ZM63 217H64V215H62ZM61 216V217H62ZM98 216V215H97ZM114 216V215H113ZM123 216V215H122ZM129 216V215H128ZM132 216V215H131ZM137 216V215H136ZM186 216V215H185ZM219 216H221V215H219ZM224 216V215H223ZM246 216V215H245ZM12 217V216H11ZM39 217V216H38ZM60 217V218H61ZM135 217V216H134ZM138 217H140V215L138 216ZM145 217V216H144ZM149 217V216H148ZM162 217V216H161ZM174 217H175V215H174ZM173 217V218H174ZM181 217V216H180ZM189 217V216H188ZM17 218V217H16ZM31 218V217H30ZM51 218V217H50ZM119 218V217H118ZM123 218H125V217H123ZM129 218H130V216H129ZM153 218V217H152ZM156 218V217H155ZM154 218V219H155ZM158 218V217H157ZM186 218V217H185ZM200 218V217H199ZM258 218H260V217H258ZM12 219V218H11ZM23 219V218H22ZM56 219V218H55ZM143 219V218H142ZM141 219V220H142ZM163 219H165V218H163ZM183 219V218H182ZM221 219V218H220ZM245 219V218H244ZM17 220H19L18 218H17ZM42 220V219H41ZM60 220V219H59ZM126 220V219H125ZM130 220V219H129ZM129 220H126V221H129ZM171 220V219H170ZM257 220V219H256ZM13 221H14V218H13ZM16 221V220H15ZM22 221V220H21ZM24 221V220H23ZM63 221V220H62ZM114 221H116V220H114ZM120 222H121V220H119ZM140 221V220H139ZM168 221V220H167ZM190 221V220H189ZM219 221V220H218ZM243 221V220H242ZM259 221V220H258ZM52 222H53V219H52ZM59 222V221H58ZM130 222V221H129ZM140 222H142V221H140ZM146 222V221H145ZM159 222V221H158ZM186 222V221H185ZM198 222V221H197ZM264 222V221H263ZM24 223V222H23ZM36 223V222H35ZM65 223V222H64ZM63 223V224H64ZM115 223V222H114ZM123 223V222H122ZM126 223V222H125ZM132 223H133V221H132ZM153 223V222H152ZM151 223V224H152ZM156 223V222H155ZM166 223V222H165ZM173 223V222H172ZM178 223V222H177ZM220 223V222H219ZM222 223V222H221ZM229 223V222H228ZM258 223H260V222H258ZM19 224V223H18ZM26 224V223H25ZM45 224V223H44ZM50 224V223H49ZM118 224V223H117ZM120 224V223H119ZM141 224V223H140ZM148 224V223H147ZM150 224V225H151ZM164 224V223H163ZM169 224V223H168ZM174 224V223H173ZM205 224V223H204ZM229 224H231V223H229ZM236 224H237V222H236ZM40 225V224H39ZM48 225V224H47ZM56 225V224H55ZM58 225H60V224H58ZM131 225H133V224H131ZM177 225V224H176ZM223 225V224H222ZM228 225V224H227ZM239 225V224H238ZM23 226V225H22ZM34 226V225H33ZM53 226V225H52ZM100 226H102V225H100ZM141 226V225H140ZM224 226V225H223ZM233 226V225H232ZM257 226V225H256ZM13 227V226H12ZM28 227V226H27ZM36 227V226H35ZM40 227V226H39ZM45 227V226H44ZM58 227V226H57ZM56 227V228H57ZM115 227V226H114ZM125 227H126V225H125ZM124 227V228H125ZM128 227H129V225H128ZM134 227V226H133ZM138 227V226H137ZM152 227V226H151ZM170 227V226H169ZM183 227V226H182ZM209 227V226H208ZM219 227V226H218ZM234 227V226H233ZM260 227H262V226H260ZM30 228V227H29ZM41 228V227H40ZM101 228V227H100ZM110 228H111V226H110ZM130 228V227H129ZM141 228V227H140ZM145 228H147V227H145ZM168 228V227H167ZM188 228V227H187ZM195 228H196V226H195ZM237 228V227H236ZM263 228V227H262ZM21 229V228H20ZM27 229V228H26ZM66 229V228H65ZM97 229V228H96ZM102 229V228H101ZM121 229V228H120ZM156 229V228H155ZM164 229V228H163ZM171 229H173V228H171ZM202 229V228H201ZM206 229H208V228H206ZM211 229V228H210ZM220 229V228H219ZM222 229H224V228H222ZM19 230V229H18ZM89 230V229H88ZM91 230V229H90ZM110 230V229H109ZM112 230V229H111ZM113 230H115L114 228H113ZM123 230V229H122ZM127 230V229H126ZM136 230H138L137 228H136ZM168 230V229H167ZM185 230H187V229H185ZM212 230V229H211ZM227 230V229H226ZM257 230V229H256ZM17 231V230H16ZM24 231H25V229H24ZM35 231V230H34ZM34 231H33V234H34ZM38 231V230H37ZM51 231V230H50ZM59 231V230H58ZM57 231V232H58ZM120 231V230H119ZM133 231V230H132ZM155 231V230H154ZM194 231V230H193ZM200 231V230H199ZM223 231V230H222ZM29 232V231H28ZM31 232V231H30ZM29 232V233H30ZM39 232V231H38ZM43 232V231H42ZM47 232H49V231H47ZM111 232V231H110ZM125 232V231H124ZM127 232V231H126ZM138 232V231H137ZM173 232V231H172ZM188 232H189V230H188ZM192 232V231H191ZM214 232V231H213ZM212 232V233H213ZM219 232V231H218ZM218 232H217V234H218ZM224 232V231H223ZM227 232V231H226ZM233 232V231H232ZM231 232V233H232ZM20 233V232H19ZM36 233V232H35ZM44 233V232H43ZM89 233V232H88ZM113 233V232H112ZM111 233V234H112ZM171 233V232H170ZM228 233V232H227ZM226 233V234H227ZM256 233V232H255ZM260 233V232H259ZM11 234V233H10ZM40 234V233H39ZM54 234H56V233H54ZM97 234V233H96ZM99 234V233H98ZM106 234H107V232H106ZM105 234V235H106ZM111 234H110V236H111ZM120 234V233H119ZM127 234V233H126ZM129 234V233H128ZM152 234H153V230H150V231H148V239H153V238H151V236H152ZM172 234V233H171ZM173 234H174V232H173ZM192 234V233H191ZM211 234V233H210ZM222 234V233H221ZM229 234V233H228ZM233 234V233H232ZM25 235H26V233H25ZM31 235V234H30ZM37 235V234H36ZM35 235V236H36ZM46 235V234H45ZM52 235V234H51ZM50 235V236H51ZM68 235V234H67ZM92 235V234H91ZM102 235V234H101ZM104 235V236H105ZM133 235V234H132ZM142 235H144V234H142ZM141 235V237H143ZM164 235V234H163ZM168 235V234H167ZM193 235H195V234H193ZM192 235V236H193ZM197 235V234H196ZM214 235V234H213ZM16 236V235H15ZM55 236V235H54ZM66 236V235H65ZM64 236V237H65ZM107 236V235H106ZM122 236V235H121ZM134 236H136V235H134ZM156 236V235H155ZM214 236H216V235H214ZM255 236H257V235H255ZM14 237V236H13ZM70 237V236H69ZM98 237V236H97ZM102 237V236H101ZM114 237V236H113ZM120 237V236H119ZM139 237V236H138ZM170 237V236H169ZM228 237V236H227ZM237 237V236H236ZM249 237V236H248ZM259 237V236H258ZM20 238V237H19ZM52 238V237H51ZM58 238H59V236H58ZM78 238V237H77ZM106 238V237H105ZM121 238V237H120ZM136 238V237H135ZM144 238H146V237H144ZM157 238V237H156ZM182 238V237H181ZM183 238H184V236H183ZM195 238V237H194ZM212 238V237H211ZM214 238H216V237H214ZM222 238V237H221ZM226 238V237H225ZM247 238V237H246ZM255 238V237H254ZM260 238V237H259ZM15 239V238H14ZM35 239H37V238H35ZM48 240L47 241H50L49 240V238H47ZM66 239V238H65ZM119 239V238H118ZM126 239V238H125ZM131 239V238H130ZM129 239V240H130ZM133 239V238H132ZM162 239V238H161ZM164 239V238H163ZM166 239V238H165ZM223 239V238H222ZM222 239H220V240H222ZM231 239V238H230ZM121 240V239H120ZM136 240H138V239H136ZM160 240V239H159ZM170 241H172L171 239H169ZM189 240V239H188ZM254 240V239H253ZM32 241V240H31ZM38 241H39V238H38ZM37 241V242H38ZM41 241V240H40ZM55 241V240H54ZM115 241H117V240H115ZM125 241V240H124ZM147 241V240H146ZM226 241V240H225ZM235 241V240H234ZM257 241V240H256ZM37 242H36V244H37ZM120 242V241H119ZM122 242V241H121ZM132 243H134L133 241H131ZM161 242H163V241H161ZM174 242V241H173ZM172 242V243H173ZM189 242V241H188ZM213 242V241H212ZM218 242V241H217ZM221 242V241H220ZM260 242V241H259ZM33 243H34V241H33ZM39 243V242H38ZM42 243V242H41ZM47 243V242H46ZM114 243V242H113ZM117 243V242H116ZM126 243V242H125ZM136 243V242H135ZM139 243V242H138ZM137 243V244H138ZM143 243V242H142ZM148 243V242H147ZM158 243V242H157ZM165 243V242H164ZM163 243V244H164ZM204 243H205V241H204ZM228 243V242H227ZM29 244H31V243H29ZM29 244H28V246H29ZM66 244V243H65ZM102 244V243H101ZM127 244V243H126ZM125 244V245H126ZM146 244V243H145ZM154 244V243H153ZM184 244V243H183ZM186 244H188V243H186ZM217 244V243H216ZM260 244V243H259ZM44 245V244H43ZM42 245V246H43ZM118 245V244H117ZM133 245V244H132ZM142 245V244H141ZM160 245V244H159ZM175 245V244H174ZM177 245V244H176ZM179 245V244H178ZM177 245V246H178ZM206 245H207V242H206ZM250 245H252V243L250 244ZM47 246V245H46ZM49 246V245H48ZM47 246V247H48ZM119 246V245H118ZM143 246V245H142ZM148 246V245H147ZM151 246V245H150ZM158 246V245H157ZM185 246V245H184ZM187 246V245H186ZM112 247V246H111ZM120 247H121V244H120ZM134 247V246H133ZM169 247V246H168ZM201 247V246H200ZM215 247V246H214ZM236 247V246H235ZM240 247V246H239ZM238 247V248H239ZM55 248V247H54ZM54 248H52V249H54ZM161 248V247H160ZM165 248H167V247H165ZM202 248V247H201ZM255 248V247H254ZM253 248V249H254ZM49 249V248H48ZM51 249V250H52ZM125 249V248H124ZM129 249V248H128ZM128 249H127V247H126V250L128 251ZM162 249V248H161ZM174 249V248H173ZM172 249V250H173ZM221 249H222V246H221ZM230 249V248H229ZM236 249H237V247H236ZM50 250V249H49ZM60 250V249H59ZM74 250V249H73ZM123 250V249H122ZM141 250V249H140ZM154 250V249H153ZM156 250H158V249H156ZM170 250V249H169ZM239 250V249H238ZM63 251V250H62ZM69 251V250H68ZM114 251V250H113ZM149 251V250H148ZM219 251V250H218ZM230 251V250H229ZM233 251H234V249H233ZM56 252V251H55ZM77 252V251H76ZM122 252V251H121ZM141 252V251H140ZM187 252H188V250H187ZM194 252V251H193ZM196 252V251H195ZM194 252V253H195ZM211 252V251H210ZM223 252V251H222ZM251 252V251H250ZM63 253V252H62ZM70 253V252H69ZM68 253V254H69ZM114 253V252H113ZM139 253V252H138ZM157 253V252H156ZM168 253V252H167ZM173 253V252H172ZM55 254V253H54ZM57 254H58V252H57ZM67 254V255H68ZM72 254V253H71ZM71 254H70V256H71ZM76 254V253H75ZM118 254V253H117ZM124 254V253H123ZM136 254V253H135ZM162 254V253H161ZM204 254H205V252H204ZM210 254V253H209ZM212 254V253H211ZM240 254V253H239ZM246 254V253H245ZM74 255V254H73ZM114 255H116V254H114ZM125 255H126V253H125ZM130 255V254H129ZM137 255V254H136ZM139 255V254H138ZM168 255V254H167ZM175 255V254H174ZM183 255V254H182ZM181 255V256H182ZM207 255H208V253H207ZM63 256H64V254H63ZM66 256V255H65ZM119 256V255H118ZM144 256V255H143ZM145 256H147V257H153V255H151V253H149V252H147L146 254H145ZM154 256H155V254H154ZM166 256V255H165ZM170 256V255H169ZM192 256V255H191ZM197 256V255H196ZM195 256V257H196ZM55 257V256H54ZM61 257V256H60ZM109 257V256H108ZM113 257H116V256H113ZM126 257V256H125ZM142 257V256H141ZM140 256H139V258H141ZM205 257V256H204ZM211 258H212V256H210ZM227 257V256H226ZM42 258H44V257H42ZM63 258V257H62ZM76 258H78V257H76ZM120 258V257H119ZM124 258V257H123ZM136 258V257H135ZM177 258V257H176ZM183 258V257H182ZM209 258V257H208ZM235 258V257H234ZM245 258V257H244ZM258 258H259V256H258ZM75 259V258H74ZM73 259V260H74ZM111 259H113V258H111ZM111 259H109V260H111ZM166 259V258H165ZM202 259V258H201ZM241 259V258H240ZM53 260V259H52ZM67 260V259H66ZM118 260V259H117ZM141 260V259H140ZM147 260H149V259H147ZM183 260V259H182ZM203 260H205V259H203ZM209 260V259H208ZM210 260H212V259H210ZM217 260H219V259H217ZM222 260V259H221ZM226 260V259H225ZM234 260V259H233ZM245 260V259H244ZM254 260V259H253ZM68 261H70V260H68ZM120 261V260H119ZM123 261V260H122ZM122 261H121V264H122ZM132 261V260H131ZM135 261V260H134ZM137 261V260H136ZM150 261V260H149ZM158 261V260H157ZM44 262H45V260H44ZM76 262V261H75ZM82 262V261H81ZM105 262V261H104ZM130 262V261H129ZM138 262V261H137ZM195 262V261H194ZM197 262V261H196ZM202 262V261H201ZM210 262V261H209ZM226 262V261H225ZM108 263V262H107ZM124 263H125V261H124ZM136 263V262H135ZM142 263V262H141ZM144 263V262H143ZM158 263V262H157ZM156 263V264H157ZM160 263V262H159ZM163 263V262H162ZM193 263V262H192ZM252 263V262H251ZM255 263H257V262H255ZM52 264V263H51ZM71 264V263H70ZM87 264V263H86ZM114 264V263H113ZM126 264V263H125ZM145 264H146V262H145ZM147 264H148V262H147ZM179 264V263H178ZM184 264V263H183ZM196 264V263H195ZM203 264V263H202ZM205 264H207V262L205 263ZM210 264V263H209ZM214 264V263H213ZM220 264V263H219ZM227 264V263H226ZM237 264V263H236Z\"/></svg>", "mask_w": 264, "mask_h": 264}]
</instances>
